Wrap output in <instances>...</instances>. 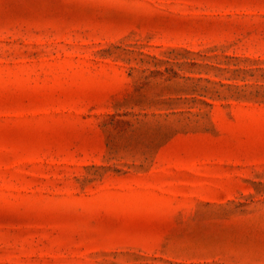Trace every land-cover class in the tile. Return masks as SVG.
I'll return each instance as SVG.
<instances>
[{"label": "rangeland", "instance_id": "obj_1", "mask_svg": "<svg viewBox=\"0 0 264 264\" xmlns=\"http://www.w3.org/2000/svg\"><path fill=\"white\" fill-rule=\"evenodd\" d=\"M0 264H264V0H0Z\"/></svg>", "mask_w": 264, "mask_h": 264}]
</instances>
